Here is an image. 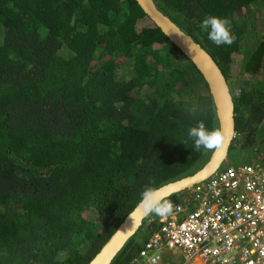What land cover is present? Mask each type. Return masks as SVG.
Wrapping results in <instances>:
<instances>
[{"label": "trees", "instance_id": "16d2710c", "mask_svg": "<svg viewBox=\"0 0 264 264\" xmlns=\"http://www.w3.org/2000/svg\"><path fill=\"white\" fill-rule=\"evenodd\" d=\"M153 1L228 82V154L252 147L264 80L235 60L249 49L245 72L263 69L264 0ZM255 10L263 30L249 47L236 14ZM207 15L231 21V46L208 39ZM198 120L218 128L201 74L135 0H0V264H87L146 185L198 170L203 150L184 143ZM143 228L110 264L138 254Z\"/></svg>", "mask_w": 264, "mask_h": 264}, {"label": "built area", "instance_id": "2783aa9c", "mask_svg": "<svg viewBox=\"0 0 264 264\" xmlns=\"http://www.w3.org/2000/svg\"><path fill=\"white\" fill-rule=\"evenodd\" d=\"M175 204V215L151 219L141 264H160L163 251L179 254L176 264H264V164L228 165Z\"/></svg>", "mask_w": 264, "mask_h": 264}, {"label": "water", "instance_id": "95a60500", "mask_svg": "<svg viewBox=\"0 0 264 264\" xmlns=\"http://www.w3.org/2000/svg\"><path fill=\"white\" fill-rule=\"evenodd\" d=\"M135 1L149 20L160 29L201 74L213 100L218 128L226 138L224 150L222 152L212 151L209 160L195 173L163 185L165 193L170 197L203 182L220 169L228 156L230 144L235 136L234 103L228 82L212 57L191 36L180 29L167 15L163 14L153 0ZM129 213L87 264H110L128 239L142 226L144 219L136 226L131 236L125 232H117V230L125 231L131 227V221L128 218Z\"/></svg>", "mask_w": 264, "mask_h": 264}, {"label": "clouds", "instance_id": "9594fccd", "mask_svg": "<svg viewBox=\"0 0 264 264\" xmlns=\"http://www.w3.org/2000/svg\"><path fill=\"white\" fill-rule=\"evenodd\" d=\"M200 27L207 32L208 39L216 46H231L236 40V36L231 30V21L228 18L207 15L202 19ZM186 133L187 139L184 141V143L191 141L193 149L197 152H200L201 150H203V152H222L224 150V144L226 140L225 136L222 134L219 128H208L204 120H198L194 126L188 127ZM185 191L180 193H184ZM179 210L180 206L175 204L165 193L164 186L157 185L155 181H152L139 193V199L134 205L133 210L128 215V218L131 221V227L125 231L117 230V232H125L131 236L136 226H138L143 219H146V221L144 222L143 220L142 223V226L145 225L144 228H148L147 233H145L146 235L149 232L151 233L154 228V224L151 223V219H157L158 217L161 219H168L169 217L175 215V213ZM142 245L143 243L140 244L139 251ZM144 255V253H141V256ZM137 256L139 255H135L133 258L125 261L123 264H126L129 261H131L130 264H141V260L136 258ZM145 264H156V260L153 257L150 259V261L145 262Z\"/></svg>", "mask_w": 264, "mask_h": 264}, {"label": "rangeland", "instance_id": "374dc122", "mask_svg": "<svg viewBox=\"0 0 264 264\" xmlns=\"http://www.w3.org/2000/svg\"><path fill=\"white\" fill-rule=\"evenodd\" d=\"M248 18L247 19H243L242 20V25L244 27V30L247 33V38L246 40H248L250 43L249 47L251 46V34H254V38H257L256 36L259 34V30L260 27L263 26V21L260 22V18H261V13L260 12H251L250 14H247ZM250 18V19H249ZM258 25L260 27H258ZM250 51L248 49H246L245 52H243L241 55H239L238 57H236L235 60V69L236 71L241 74L243 77H246L247 75H249L248 73L245 72L244 68H245V63L247 58L250 55ZM257 131H260L261 134H259L262 138H255V142L254 145L250 148H244V149H239V150H231L230 153L228 154L226 160L224 161V163L222 164V166L220 168H226L227 165H240L243 163H252L254 165H261L264 164V160L262 161L261 158L257 157L256 155L258 154H263L262 148L260 147V145H264V126L263 128L260 127V129H258ZM236 135V134H235ZM262 145V146H263ZM262 151V152H261ZM212 152H204V154L202 155V157L200 158L198 164H197V168L196 169H200L210 158ZM147 227V226H146ZM148 229L144 228V230H140L137 232V237L136 240H140L141 238H143L144 233H147ZM176 261H181V256L177 253H173L170 254L168 257V262L169 264H176Z\"/></svg>", "mask_w": 264, "mask_h": 264}, {"label": "crops", "instance_id": "0c3cea01", "mask_svg": "<svg viewBox=\"0 0 264 264\" xmlns=\"http://www.w3.org/2000/svg\"><path fill=\"white\" fill-rule=\"evenodd\" d=\"M249 11V10H248ZM255 11H257V12H260L261 13V18H260V22L261 21H263V12L261 11V10H255ZM255 11H253V12H255ZM252 11H250V12H248L247 14H250ZM237 16H240V24H241V26L243 27V25H242V20H243V15H242V13H237L236 14ZM258 27H260L259 25H258ZM244 28V27H243ZM260 30L262 31L263 30V26L262 27H260ZM259 30V31H260ZM249 50V49H248ZM244 51V50H243ZM250 51V53L252 54V51L251 50H249ZM251 54H250V56H251ZM263 69H262V71L260 72V73H258V74H250V73H248L249 75H247L246 76V78H249L250 80H252V81H255V80H264V62H263V67H262ZM243 77V76H242ZM263 126H264V123L260 126L261 128H263ZM259 134H261V132L260 131H257V133H256V137L257 138H262ZM263 145V144H262ZM262 145H260V147L262 148V151H263V154H258L257 153V155H256V158L257 157H259V158H261V160L263 161L264 160V145L262 146ZM261 151V152H262ZM145 226V225H144ZM155 225H154V229H155ZM153 229V230H154ZM150 233V232H149ZM149 233L148 234H146L145 235V233H144V236H143V238L139 241V244H142L147 238H148V236H149ZM174 252H166V251H163L162 252V261H161V263L160 264H169V262H168V257H169V255L170 254H173ZM177 262V261H176ZM199 264H201V263H199Z\"/></svg>", "mask_w": 264, "mask_h": 264}]
</instances>
